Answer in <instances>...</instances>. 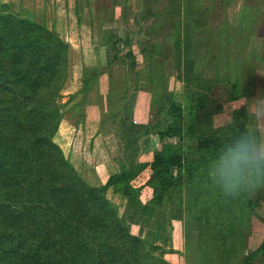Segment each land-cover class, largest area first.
<instances>
[{"label": "trees", "instance_id": "obj_1", "mask_svg": "<svg viewBox=\"0 0 264 264\" xmlns=\"http://www.w3.org/2000/svg\"><path fill=\"white\" fill-rule=\"evenodd\" d=\"M167 1L168 11L174 12L170 22L176 26L170 34L172 47L167 49L162 41L146 48L149 53L163 50L160 59L149 61L160 78L148 90L151 122L126 143L155 135L159 149L151 157L139 156L118 167L102 186L83 178L56 137L62 118L57 99L70 76L71 44L46 23L5 7L0 10V264H170L165 255L176 250L145 231L135 232L108 195L112 188L128 207L142 208L143 186L134 180L145 169L151 170L149 204L160 208L169 203L172 219L184 218L181 237L184 246L191 245L190 251L197 241L198 264H229L237 258L252 213L264 199V186L226 197L213 177L230 174L236 164L230 149L241 139L255 143L260 133L249 107L255 95V83L248 77L253 71L243 59L234 62L232 43L240 46L246 37L247 43L250 36L264 37V13L259 0H245L238 27L225 22V28L205 32L201 27L208 25V14L203 0ZM83 12L84 8L76 10L79 22ZM150 15L140 13L136 22ZM108 31L110 41L102 42L117 46L115 61L123 38ZM218 36L213 51L210 44ZM133 53L129 49L126 54ZM173 54V76L182 82V101L166 85L165 60ZM247 56L264 60V55ZM137 65L134 60L132 69ZM103 72L97 65L86 73V95L102 83ZM138 74L135 84L141 79ZM109 85L113 86L112 78ZM222 88L225 95L218 97ZM111 93L112 89V97ZM129 93L126 88L120 106L111 109L113 123L119 126ZM261 253L264 241L238 264H254Z\"/></svg>", "mask_w": 264, "mask_h": 264}, {"label": "rangeland", "instance_id": "obj_2", "mask_svg": "<svg viewBox=\"0 0 264 264\" xmlns=\"http://www.w3.org/2000/svg\"><path fill=\"white\" fill-rule=\"evenodd\" d=\"M259 1L263 14L264 0ZM244 5L245 0H203V6L208 14V25L201 29H206L204 30L206 32L211 28L215 32L225 28V22H229L232 27H238L241 24ZM168 6L167 0L164 3L155 0L153 5L150 4V0H0V10L5 7L46 23L71 44L70 76L57 99L62 109V118L56 137L70 162L91 185H104L118 167H126L139 156L151 157L152 153L159 149L160 142L155 135L141 137L129 146L126 143L130 136L140 134L151 122L149 109L152 104L148 90L150 83L156 86L160 78L154 73L149 61L152 58L160 59L163 50L149 53L146 48L162 41L167 49L172 47L173 40L170 34L176 26L170 22L174 12L168 11ZM78 8H84L82 16L84 18L80 22L76 13ZM140 13L153 15L148 16L147 20L140 24L136 22ZM163 17L166 19L164 29L161 21ZM108 30L116 31L123 38L119 44L122 47L120 56L115 61L112 59L118 52L117 46L102 42L110 41L111 32ZM235 30L236 28H232V31ZM219 39L218 36V39L212 40L210 47L213 51ZM246 39L247 37L240 46L236 41L232 43L234 44L232 54L234 62L236 59H243L250 72L253 71L248 77L255 83V95L249 99V107L254 112L252 106L254 98L264 97V60L262 58L253 60L252 56L248 57L247 54L263 57L264 37L250 36L249 43ZM199 45L205 47L201 43ZM129 49H133L134 56L126 54ZM172 59L174 54L165 60L169 74L166 81L167 90L172 92L174 98L182 101L183 86L182 82L173 76L175 67ZM134 60L138 62L135 70L131 67ZM97 65L104 69L102 83L94 84L86 95L85 89H82L86 73L90 74ZM137 72L142 80L135 84ZM110 78L113 80L112 87L109 85ZM126 88L130 89L129 106L123 114V125L119 126L118 123H113L111 109L120 106L121 95ZM223 88L219 91L218 97L225 95L222 94ZM110 89L112 97L108 95ZM78 102H83L84 107ZM222 114L218 112L216 116L221 117ZM256 121L260 133L258 138L255 133V143L264 146V121L258 119ZM150 173V169H145L134 180L137 186H143L142 201L145 202L137 211L128 207L124 196L114 194L112 188L108 190L109 197L120 207L125 220L132 225L135 232L145 231L157 243L176 250L175 253L165 255L170 264H198L200 248L197 241L193 243V249L190 251L191 245L184 246L181 237L186 222L184 218L173 220L172 206L169 203L161 205L160 208L149 204V199L153 196V189L147 184ZM186 205L187 202L185 207H188ZM193 233L195 239L198 231L195 230ZM244 237L242 249L237 253L235 261L229 264H238L241 258L257 249L264 241V199L252 213L251 225L245 231ZM254 264H264V253L256 258Z\"/></svg>", "mask_w": 264, "mask_h": 264}, {"label": "clouds", "instance_id": "obj_3", "mask_svg": "<svg viewBox=\"0 0 264 264\" xmlns=\"http://www.w3.org/2000/svg\"><path fill=\"white\" fill-rule=\"evenodd\" d=\"M264 97L254 98L253 115L264 121ZM236 162L230 174H219L216 179L218 187L226 197H237L243 192L264 186V146L241 139L235 149H230Z\"/></svg>", "mask_w": 264, "mask_h": 264}]
</instances>
